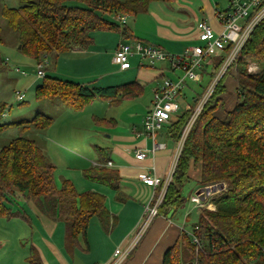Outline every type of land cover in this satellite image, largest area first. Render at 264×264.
I'll return each instance as SVG.
<instances>
[{
	"label": "trees",
	"instance_id": "1",
	"mask_svg": "<svg viewBox=\"0 0 264 264\" xmlns=\"http://www.w3.org/2000/svg\"><path fill=\"white\" fill-rule=\"evenodd\" d=\"M76 1L81 4H69L68 0H21L18 7L3 6L0 14L12 30L17 48L45 64L50 54L91 47L95 31L134 38L127 23L117 21L116 17L146 12L154 1L174 0ZM4 43L0 27V45ZM224 58L225 52L214 57L209 68L204 69L211 82ZM5 63L0 55V65ZM250 64L257 67L255 72L248 71ZM228 82L236 88V101L232 107L225 108ZM143 93L144 85L137 80L90 88L80 82L45 75L36 86L38 100L59 99L74 111L83 110L95 98L117 105ZM202 95L196 94L190 103L191 109L183 110L170 121L168 135L175 145ZM5 106V103L0 105L1 114ZM102 120L115 124L113 119L94 117L96 124ZM53 122L52 116L38 112L30 119L2 123L0 131L15 126L24 131L31 127L45 130ZM104 149L98 147L99 163L83 172L86 177L114 188L116 197L120 198V175L107 165L110 151ZM55 170L54 163L34 139L18 136L3 145L0 148V218L19 217L29 221L25 207L18 211L9 207L20 194L52 220L66 224L70 247L77 246L81 239L87 243L92 218H98L104 226L109 223L111 214L105 205V196L93 190L78 192L67 178H62L59 185ZM191 180L200 187L224 182L227 188L210 199L215 208L200 210L198 220L192 225L191 233L199 237L201 246L193 242L192 234L182 231L164 252L162 264H182L186 259L196 264H264V18L194 120L159 214L166 215L171 208L183 206L186 201L183 189ZM26 262L44 264L33 244Z\"/></svg>",
	"mask_w": 264,
	"mask_h": 264
},
{
	"label": "rangeland",
	"instance_id": "2",
	"mask_svg": "<svg viewBox=\"0 0 264 264\" xmlns=\"http://www.w3.org/2000/svg\"><path fill=\"white\" fill-rule=\"evenodd\" d=\"M20 3L21 0H0V9L3 6L18 7ZM68 3L81 4L76 0H68ZM225 4L227 5V0L219 2V6L222 9L226 6ZM201 5L200 0L157 1L152 3L149 13L139 14L138 16H126V23L139 36H143L142 34L157 36L160 29L176 32L179 28L193 26L203 17ZM105 16L112 18V15L109 14ZM0 27L2 29V36L5 39V43L0 45V55L6 62L0 65V105L6 104L3 113H0V124L30 119L38 112L54 118L53 125L45 130L31 127L24 131L20 127L15 126L0 131V148L12 138L18 136L34 139L56 166L55 175L59 181V179L61 180L70 172L79 173V167L82 163L85 164V159L90 160L93 156H99L98 147L103 148L104 146L111 145V138L108 137L110 134L119 130L122 131V129L127 127L131 130L134 125H141V119L149 104V83H145V93L138 98L127 99L117 105L110 104L109 100L95 98L81 111L71 110L61 103L59 99L38 100L36 98V85L40 84L43 78L36 79L37 63L33 64L31 60H26L29 56L23 54L17 48L14 34L1 14ZM92 35L94 36V43L89 48L96 53L90 59H88L90 57L89 54L81 56V58L88 59L83 61V63H86V66L81 67L82 70L78 72L79 75H76V77H69L72 78L71 80L76 82L84 80L85 84L90 88L116 85L133 80L143 82L144 79L138 76L134 65L128 69L121 70L117 64L112 62V55L120 41L118 33L95 31ZM52 55L48 57L47 61L44 60L46 75L50 77L57 76L53 68L55 67V58ZM133 58L130 60L132 64L138 59L137 57H135V60ZM66 61L67 64L65 60L60 61L59 67H76L71 63V60ZM155 66H158V64ZM206 68L208 69L209 67ZM22 70L26 72V75L22 74ZM234 70L233 68L231 72ZM256 70L257 67L254 64L248 66L249 72H255ZM181 73L182 71L178 70L176 75ZM165 76L174 78L175 74L172 75L169 71H166ZM210 84L211 80L207 73H203L202 79L199 82L188 81L186 87L178 97L180 104L179 113L186 108L188 103L190 104L193 101V97L196 94L205 93ZM17 91L24 93L23 101L16 98ZM235 101L236 88L233 83L228 82L227 93L224 96V107H232ZM220 112H222V109ZM93 115L106 118L110 121H112L111 118L117 119L120 129L114 130L115 127L111 123L106 124L107 121L103 122V120L101 121L102 123L95 124ZM104 150L107 152L106 148ZM110 154L109 156L112 157ZM219 183L208 184L206 186L210 187ZM58 184L60 185V183ZM224 185L223 189L217 188L215 192L210 190V193H207L204 199L199 200L202 203L199 206V203H196V201L192 202L193 198L196 197V193L191 197L192 201H190V195L194 192L196 181L191 180L186 184L183 189L186 201L184 206L178 209L176 213L177 219H179L178 221L183 226L182 228L185 232L192 234V225L198 220V211L205 208L214 209V205L211 204L210 199L227 188V183H224ZM21 198L23 197L21 196ZM21 203L23 205V201ZM29 205L32 207H29V210L25 205L23 207L32 215L30 223L26 222L23 218V220L16 217L9 220L0 218V234L8 235L9 238V241L5 239L0 241V263L27 264L24 261V256L29 252L30 244L35 242L41 244L43 240L42 236L46 234L50 235V230L47 231V228H49L48 223H51V225L54 223L52 226L58 225L57 238L63 242V248L66 250L75 248L70 247V236L64 222L55 223L53 222L54 220L44 214L38 207L31 203ZM188 213L190 214L187 215ZM90 224V240L91 242L94 240L93 249L91 252H81V257L77 254L78 258L76 259L94 264V260L99 258V255L103 257L108 242L107 238L104 237V233L99 231L101 230V223L98 218H92ZM4 229H6L7 234L3 232ZM58 242L60 243V241ZM81 244L84 248L87 247L83 240ZM95 244L97 247H94ZM99 246H102L101 250ZM117 248L124 249L123 246H118ZM186 260L182 264H191L189 259Z\"/></svg>",
	"mask_w": 264,
	"mask_h": 264
},
{
	"label": "crops",
	"instance_id": "3",
	"mask_svg": "<svg viewBox=\"0 0 264 264\" xmlns=\"http://www.w3.org/2000/svg\"><path fill=\"white\" fill-rule=\"evenodd\" d=\"M200 2L202 3L200 8L201 11H203L204 15L199 20L202 19L207 20L216 30H219L220 26L218 25V23L214 18L213 10L215 4L221 8V6H219V2H222V0H200ZM152 3L153 2L150 3L148 10L146 12L140 14L149 13ZM128 16L129 15H127V17ZM131 30L134 34V38L124 39L121 36V34L118 33L120 36L119 43L124 41L133 42L135 40H140L144 43L159 45L162 48H164L165 51L174 55L181 54L188 47L200 43L196 24L187 28H183V27L179 28L178 30H176V32L160 29L159 34L157 36L154 35L149 36L146 34H142L143 36H139L133 31L132 28ZM119 43L117 44L116 48L118 47ZM95 53L96 52L94 50H91L90 48L87 49L74 48L60 55L50 54L55 58V67L53 68L57 75L56 77L65 80L72 79L69 77H76V75H79L78 72L82 70L81 67H83L84 65L86 66V63H83V61H85L87 58L86 59L83 57L81 58V56L89 54L90 57H88V59H90L91 56L95 55ZM133 57L131 58H133L134 60L136 59L135 57H137L138 59H136L133 64L131 62V67L132 65H134L137 69L138 76L144 79L143 82L138 81L144 85V93L146 90L145 83H149V89H150V93H149L150 96L148 101L149 104L147 105L144 115L141 119L140 126L134 125L131 130L127 127L122 129V131L119 130L113 132V134H110L108 136L111 138L110 140L111 145H107L103 147V148H107L108 151H110L111 153L110 155L113 157V158L110 157L109 160L112 162V164L109 165L107 163V165L118 170V173L120 175V181H119L120 198L116 197V190L114 188L106 184H103L101 182H98L96 180L90 179L84 175L83 171L85 169H88L90 165L94 166L99 163L100 158L97 155L93 156L90 160L85 159L86 160L85 164L82 163V165L79 167L80 169L79 173L70 172L67 176L63 177L71 180L74 183L78 192L93 190L105 196V205L109 210L111 217L107 225L104 226L100 224L101 230L99 231L104 233L105 235L104 237L107 238L108 243L106 244L107 247L105 248L103 257L99 255V258H96V260H94L93 262L94 264H110L114 258L113 254L115 248H117L118 246H123L124 249H127L129 247V245L131 244L132 240L135 237L136 232L138 231L142 223L144 206L154 196V188L141 181L138 178V174L142 171H145L149 173H156L160 176L165 177L170 170L176 148L175 143L169 138L168 135V127L170 121L164 123L162 127L157 130L155 139L153 140L152 137H150L144 129L143 119L148 109L151 107L153 89L161 84L162 79L164 77H167L165 76L166 71H169L172 75L175 74L176 77V73L178 72V69L177 70L171 69L170 63L167 60L159 61L154 65H150L146 61L142 62V60L137 55H134ZM27 58L28 59L26 60H31L33 64L37 63L35 59L31 57H27ZM62 60H65L66 64H67L66 60H71V63L76 67L74 66L59 67L60 61ZM156 64H158V66H155ZM21 72L23 75H26L25 71L22 70ZM45 75H46V71H45ZM37 78L39 79L40 77L37 76V71H36V79ZM77 79H81V78H77ZM78 82L83 84L86 83L84 80ZM93 116L95 117L96 115ZM111 119L115 121V124L112 125L115 127L114 130L120 129L118 127L119 126L118 120L115 118H111ZM155 145L157 146L155 147ZM138 149H147L149 151L148 156L144 159H138L135 155ZM60 181H61L60 179L59 181L57 180L58 183H60ZM199 188L200 186L196 185L194 192L190 195V201H192L191 197L195 195V193ZM22 201H23V205H25L28 208V210L29 207L32 208L31 205H29L30 203L27 202L25 198H21L20 194L17 197V201L13 202L12 204H9V207H11L13 211L21 210L23 207L21 203ZM171 209H174L173 210V214L175 213L174 215L172 214L170 217H168V214L165 215L163 213H160L153 219L151 224L148 226L147 230L144 232L143 236L140 238L138 243L131 250L132 252L129 253V255L122 262V264H162L164 252L174 244L180 233L184 231V229L182 228L183 226L180 225L178 221L179 219H177V215H176L178 209H181V207L178 209L173 207ZM28 213L30 218L29 221L26 222L30 223L32 221L31 220L32 215L30 214L29 211ZM189 214L190 213H188L187 215ZM53 222L56 223V221ZM52 225L51 223H48L49 228H47V231L50 230V235L46 234L42 236L43 240L41 244L36 242L32 243L38 249L44 264H58V263L59 264H89L90 262H87L85 260L78 261L76 258H78V256L81 257L80 256L81 252L84 253L85 251L91 252L93 249L94 240L92 242L90 240L91 224L89 225L88 228L87 243L85 242L87 247L86 248L83 247V245L81 244L82 242L81 239V241H79V244L71 250L70 249L66 250L65 248H63V242H61V240H58L57 238L58 225H54V226ZM3 232L7 234L6 229H4ZM2 239L8 240L9 239L8 235L0 234V241ZM58 241H60V243ZM102 246H99L100 250L102 249ZM94 247H97V245L95 244ZM27 255L28 253L24 256L25 262ZM4 263L5 262H1L0 264H4Z\"/></svg>",
	"mask_w": 264,
	"mask_h": 264
},
{
	"label": "built area",
	"instance_id": "4",
	"mask_svg": "<svg viewBox=\"0 0 264 264\" xmlns=\"http://www.w3.org/2000/svg\"><path fill=\"white\" fill-rule=\"evenodd\" d=\"M213 15L220 29L216 30L207 20H199L196 23V28L200 43L188 47L181 54H170L159 45L144 43L140 40L120 42L113 53L112 62L117 64L121 70L130 68L131 57L137 55L142 62L146 61L150 65L167 60L171 69L182 71L174 78L164 77L161 84L153 89L151 107L143 119L144 129L153 140L157 130L164 123L177 117L176 115L180 110L178 97L186 87L187 82L201 81L204 69L213 63L214 57L225 52V58L207 91L196 101L190 119L176 145L168 174L165 177L145 171L138 174L141 181L154 188V196L144 206L142 223L131 244L127 249L116 248L113 254L114 258L110 264H122L153 219L159 214V206L171 181L184 140L217 82L227 69L233 65L242 47L251 37L258 23L264 18V0H227V5L223 9L217 5L214 6ZM126 16H118L116 20L124 23L126 22ZM37 76L40 78L45 76L43 63L37 62ZM16 98L23 101L24 93L17 91ZM189 109H191V104L188 103L184 110ZM148 152L147 149H138L135 155L138 159H144L148 156ZM108 164L111 165L112 162L109 161ZM210 187L206 186L198 189L193 201L201 206L202 203L199 200L204 199L207 193H210ZM192 240L198 247L201 246L198 236L192 234ZM191 264L196 263L191 262Z\"/></svg>",
	"mask_w": 264,
	"mask_h": 264
},
{
	"label": "water",
	"instance_id": "5",
	"mask_svg": "<svg viewBox=\"0 0 264 264\" xmlns=\"http://www.w3.org/2000/svg\"><path fill=\"white\" fill-rule=\"evenodd\" d=\"M21 45H19L20 47ZM224 182H220L218 185H213L210 187V190H212L213 192H215L217 190V188H220V189H223L224 188ZM173 210L174 209H171L168 213V217H170L172 214H173Z\"/></svg>",
	"mask_w": 264,
	"mask_h": 264
}]
</instances>
